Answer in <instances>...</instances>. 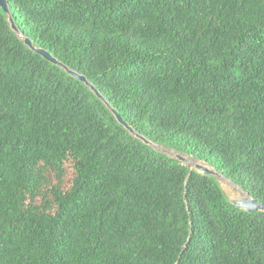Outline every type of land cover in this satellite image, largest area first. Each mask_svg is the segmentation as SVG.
I'll list each match as a JSON object with an SVG mask.
<instances>
[{
    "label": "trees",
    "instance_id": "1",
    "mask_svg": "<svg viewBox=\"0 0 264 264\" xmlns=\"http://www.w3.org/2000/svg\"><path fill=\"white\" fill-rule=\"evenodd\" d=\"M8 5L0 264H264V212L139 137L264 203V0Z\"/></svg>",
    "mask_w": 264,
    "mask_h": 264
},
{
    "label": "water",
    "instance_id": "2",
    "mask_svg": "<svg viewBox=\"0 0 264 264\" xmlns=\"http://www.w3.org/2000/svg\"><path fill=\"white\" fill-rule=\"evenodd\" d=\"M0 6L1 8L10 15V8L8 5V0H0ZM10 22L12 25V29L14 31H16L21 38H24L23 35L21 34V32L19 31L18 27L16 26L13 18L10 17ZM24 42L26 45H28L31 49L35 50L38 54L42 55L46 60L63 66L69 73L73 74L74 76H76L77 78H79L80 80H82L83 82H85L86 84L90 85L91 89L97 94L98 97L102 98L105 102L106 100L103 98V96L101 95V93L97 90V88L90 84L89 81L87 80V78L84 75H80L78 73H76L75 71H72L71 69H69L66 65H64L63 63H61L59 60H57L49 51L43 49V48H39V47H35L34 44L32 43V41L29 38H24ZM107 103V102H106ZM107 105L109 106V103H107ZM114 115L116 116V118L118 119V121L123 124L126 128H128L131 132H134V129L132 127L129 126V124H127V122L124 121V119L121 117V115L115 110L112 109ZM145 143L148 144H152L151 141L147 140L146 138H144L143 136H139ZM179 159L183 160L184 158L181 156H178ZM196 168L198 171H200L201 173H208V174H212L213 175V171H211L208 167L203 166V165H196ZM237 207L249 211V212H255V211H262L264 212V203L263 202H259L256 199H254L253 197H251L248 193L246 197H243L241 200L235 201L233 202Z\"/></svg>",
    "mask_w": 264,
    "mask_h": 264
},
{
    "label": "rangeland",
    "instance_id": "3",
    "mask_svg": "<svg viewBox=\"0 0 264 264\" xmlns=\"http://www.w3.org/2000/svg\"><path fill=\"white\" fill-rule=\"evenodd\" d=\"M151 146L154 148V150L161 152L168 157H171L175 160H178L182 162L185 166L189 167L190 169H196V165H203L208 167L211 171H213V176L218 180V182L221 184L224 192L226 193L227 197L232 201H238L241 200L243 197L247 196V193L238 185L233 183L230 179L225 177L222 173L217 171L215 168L210 166L209 164L203 162L202 160L197 159L194 156L184 154L182 152H178L176 150L167 148L165 146H161L155 143H152ZM178 156L183 157L184 159L181 160L178 158Z\"/></svg>",
    "mask_w": 264,
    "mask_h": 264
}]
</instances>
